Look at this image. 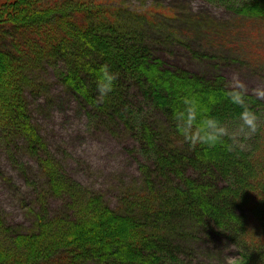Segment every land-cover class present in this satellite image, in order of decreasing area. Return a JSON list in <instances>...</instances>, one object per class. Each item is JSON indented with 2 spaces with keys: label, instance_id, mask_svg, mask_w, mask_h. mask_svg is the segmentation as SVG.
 <instances>
[{
  "label": "trees",
  "instance_id": "trees-1",
  "mask_svg": "<svg viewBox=\"0 0 264 264\" xmlns=\"http://www.w3.org/2000/svg\"><path fill=\"white\" fill-rule=\"evenodd\" d=\"M231 7L236 19L230 24L196 15L178 25V8L160 3L0 0V122L38 156L48 194L68 199L53 215L36 213L28 232L0 215V264H161L183 252L185 244L176 245L181 237L193 241L210 226L228 232L241 248L236 264H264V121L247 147L230 151L227 138L213 147H192L175 119L185 97L196 98L198 119L228 122L242 109L229 101L221 114L211 106L226 99L220 64L213 77L162 64V49L176 48L177 40L205 62L263 57L254 21L264 23V0H238ZM247 26L255 27L240 36ZM199 37L204 50H194ZM55 59L66 64L67 88L101 117L128 120L144 101L162 113L159 123L140 122V145L149 161L140 165V179L122 190L116 207L100 190L65 174L29 115L25 88L35 68ZM104 65L117 79L100 100L97 82ZM209 80L210 99L200 103L199 83ZM246 100L257 114L264 111V99L249 92ZM1 234L10 242L3 243Z\"/></svg>",
  "mask_w": 264,
  "mask_h": 264
},
{
  "label": "rangeland",
  "instance_id": "rangeland-1",
  "mask_svg": "<svg viewBox=\"0 0 264 264\" xmlns=\"http://www.w3.org/2000/svg\"><path fill=\"white\" fill-rule=\"evenodd\" d=\"M237 1L126 0L132 7H145L154 3L176 6L181 14L176 22L178 25L195 21L196 15L209 21L220 20L230 24L233 22L231 20L236 19L231 6ZM254 24L260 29L257 28V36L263 54V57L255 61L248 58L231 61L225 60V57H212L205 62L192 52L188 54L186 46L177 40L176 48L169 46L162 49V64L170 68L187 67L191 72L205 71L211 74L210 77L215 74L214 66L220 64L225 84L233 74H238L252 93V89L264 86V23L254 21ZM254 27L247 26L242 31L241 28L238 29L240 36ZM198 39L194 50H204V46L200 44L202 40L200 37ZM209 48L212 47L208 46L206 51L211 52ZM66 70L65 62L56 59L35 68L33 80L25 88L29 115L46 140L48 153L62 164L65 174L83 185L100 190L107 202L116 207L122 190L140 179L139 167L143 162L149 161L140 145V122H158L162 113L144 101L135 107V116H127L128 120L103 118L67 88L62 80V74ZM209 82L210 80L199 83L203 88L199 94L200 103H206L210 99ZM225 98L211 105L221 114L230 101ZM257 115L263 122L264 111ZM237 122L238 117L228 121L232 126ZM248 144L247 139L244 141L245 147ZM67 201V197L48 194L46 177L41 171L38 156L27 151L24 140L14 129L0 122V215L5 222L28 232L35 226L36 213L53 215L62 210ZM224 207L226 209L228 206ZM1 235L3 243L10 242L8 235ZM192 239L193 241L191 237H181L176 245L185 244L183 252L176 259H162L161 264H226L229 257H235L236 260L240 255L241 248L229 233L216 226L198 230ZM87 264L114 263L89 261Z\"/></svg>",
  "mask_w": 264,
  "mask_h": 264
},
{
  "label": "clouds",
  "instance_id": "clouds-1",
  "mask_svg": "<svg viewBox=\"0 0 264 264\" xmlns=\"http://www.w3.org/2000/svg\"><path fill=\"white\" fill-rule=\"evenodd\" d=\"M116 79V74L110 72L107 65L102 66L100 78L97 82L98 99L102 100L113 90ZM252 94L258 99H264V86L252 89ZM225 95L232 104L242 109L235 126L228 122H222L213 116H202L198 119L199 108L196 98H184L183 104L185 107L176 113L175 119L177 128L185 142L192 147L198 144L213 147L223 143L227 138L231 141L229 145L231 151L235 148H243L245 146L244 141L257 132L261 118L247 103L246 97L249 95V88L239 78L238 74H233L227 81ZM226 264H236L235 257H229Z\"/></svg>",
  "mask_w": 264,
  "mask_h": 264
}]
</instances>
